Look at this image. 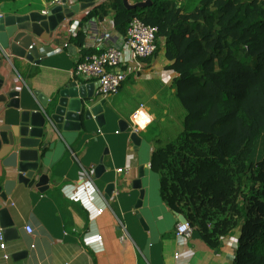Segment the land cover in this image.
I'll list each match as a JSON object with an SVG mask.
<instances>
[{
  "label": "crops",
  "instance_id": "0c3cea01",
  "mask_svg": "<svg viewBox=\"0 0 264 264\" xmlns=\"http://www.w3.org/2000/svg\"><path fill=\"white\" fill-rule=\"evenodd\" d=\"M81 2L67 1L69 6ZM47 4V0L0 1V11L5 16L42 12ZM91 8L60 24L55 36L79 20L86 31L84 48L98 51L93 37L117 30L112 15L82 22ZM56 47L62 49L46 54L40 64L35 55L22 59L10 53L2 68L6 80L0 92L17 91L20 106H10V98L0 103V125L14 126L23 112L39 110L34 91L53 98L74 82L73 70L83 51L68 34ZM143 63L144 68L131 73L117 95L105 99L104 126L93 118L76 129L46 128L39 175H49L47 190L40 191L36 180L19 183L17 170L6 167L0 158V184L9 188L3 190L7 199L0 203L8 207L15 228L6 235L0 228V264H234L238 232L223 237L217 248L195 234L183 241L176 236L179 216L162 199L160 174L151 169V159L157 147L182 133L186 110L177 96L178 73L170 68L173 61L165 47ZM132 64L131 52L124 47L117 70L130 69ZM103 99L95 93V102ZM121 120L128 123L126 131L121 130ZM133 132L141 138L138 146L131 138ZM101 161L105 169L98 176ZM141 167L145 196L137 209L140 191L133 181ZM109 184L115 188L107 196Z\"/></svg>",
  "mask_w": 264,
  "mask_h": 264
},
{
  "label": "trees",
  "instance_id": "16d2710c",
  "mask_svg": "<svg viewBox=\"0 0 264 264\" xmlns=\"http://www.w3.org/2000/svg\"><path fill=\"white\" fill-rule=\"evenodd\" d=\"M257 1L205 0L188 11L175 0L139 10L104 0L82 20L112 15L121 34L135 16L158 27L157 52L164 46L173 61L186 116L182 133L153 151L151 169L167 206L209 246L240 227L234 264H264V159L252 176L261 187L239 202L264 131V8ZM85 39L79 27L70 42L85 55L102 52L84 48Z\"/></svg>",
  "mask_w": 264,
  "mask_h": 264
},
{
  "label": "water",
  "instance_id": "95a60500",
  "mask_svg": "<svg viewBox=\"0 0 264 264\" xmlns=\"http://www.w3.org/2000/svg\"><path fill=\"white\" fill-rule=\"evenodd\" d=\"M68 0H62L63 4L54 6L47 14L41 11H32L26 14H12L0 18V91L6 80L2 68L10 53L22 59L38 57L36 63H42L46 54L41 53L45 48L50 51L56 48V44L61 43L67 32H55L60 24L67 20H72L75 14L81 10L96 5L95 1L81 2L69 6ZM126 8L130 10L146 9L153 5V0H123ZM55 39V40H54ZM99 87L97 82L77 85L74 81L70 85L61 88L53 98L34 91V96L40 103L39 110L22 113L20 122L14 126L0 125V158L4 160L6 167L17 170L19 183L32 184L35 180L40 191L48 189L49 175L40 172V148H46L47 142L43 143L46 128L49 125L56 126L59 130H71L78 128L83 121L95 118L99 126L106 124L105 108L106 100L95 102V92ZM17 91L9 93L0 92V103L7 102L9 105L19 108L20 102L17 98ZM121 130L128 129V123L120 121ZM131 138L136 146L140 145L141 138L133 132ZM105 167L102 163L97 166L96 173L99 176ZM145 175L144 168H140L139 177L133 181V187L139 189L140 196L136 203V208L143 204L145 189L142 178ZM114 184H109L106 188L107 196L114 191ZM9 188L0 184V199L6 200L7 196L2 192ZM181 222H187V218L178 213ZM141 218V216L139 215ZM141 223L147 227L143 218ZM0 228L3 233L9 234L15 231L14 222L11 219L8 207L0 203Z\"/></svg>",
  "mask_w": 264,
  "mask_h": 264
},
{
  "label": "built area",
  "instance_id": "2783aa9c",
  "mask_svg": "<svg viewBox=\"0 0 264 264\" xmlns=\"http://www.w3.org/2000/svg\"><path fill=\"white\" fill-rule=\"evenodd\" d=\"M134 2V0H130ZM183 1V0H179ZM63 4L62 0H50L47 9L42 12L47 14L51 8ZM5 17L4 12L0 11V18ZM114 23V20H113ZM80 27V21L75 20L66 31L71 39ZM59 33V32H58ZM158 27L147 24L139 16H135L128 24L125 34L118 31L107 30L93 37V47L102 50L100 53L89 55L82 54L76 60V66L73 70V78L77 85L87 84L91 81L99 83L96 90V96L107 99L117 95L128 76L134 71H141L144 68L143 59L155 55L159 48L161 38L157 35ZM127 47L131 52L133 61L132 67L127 70H117L123 63V50ZM56 47L50 51L41 49L42 54L52 53L61 50ZM10 60V57H7ZM56 129L57 127L54 126ZM32 232L30 227H27ZM195 228L187 222L179 220L176 226V236L179 240H189L194 235ZM127 238V232L124 233Z\"/></svg>",
  "mask_w": 264,
  "mask_h": 264
},
{
  "label": "rangeland",
  "instance_id": "374dc122",
  "mask_svg": "<svg viewBox=\"0 0 264 264\" xmlns=\"http://www.w3.org/2000/svg\"><path fill=\"white\" fill-rule=\"evenodd\" d=\"M175 1L178 2L179 6H186L188 8L187 10L191 11V9L193 10V8H195L196 5L202 6L203 2L205 0H183V1L175 0ZM211 1L213 2L214 0H211ZM243 1L247 2V0H243ZM256 3L261 8H264V0H258ZM212 7L214 8V5ZM263 159H264V131H263L262 136L258 142L257 151H256V155H255L254 161H256L257 163L254 165V167L251 168V171L248 172V180L246 181V184L243 187L242 194L239 196V202H243L245 200V198H248L254 194L253 193V187H256V188L261 187V183L255 182L252 179V176H253V174L257 173L258 163L260 161H262ZM233 231L238 232L239 233L238 237L240 236V227L239 226H237ZM225 236H227V235H225ZM225 236H222L221 240ZM235 236H234V239H236Z\"/></svg>",
  "mask_w": 264,
  "mask_h": 264
}]
</instances>
